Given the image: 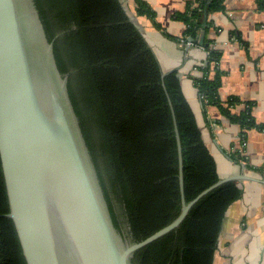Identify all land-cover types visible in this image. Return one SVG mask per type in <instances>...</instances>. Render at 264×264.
I'll return each mask as SVG.
<instances>
[{
    "label": "trees",
    "instance_id": "trees-1",
    "mask_svg": "<svg viewBox=\"0 0 264 264\" xmlns=\"http://www.w3.org/2000/svg\"><path fill=\"white\" fill-rule=\"evenodd\" d=\"M133 2L137 16L154 20L148 5ZM223 2L187 1L172 19L185 27L183 42L196 40L205 31L207 58L196 67L202 76L191 80L202 101L240 128L241 145L250 130L264 131V123L253 118L254 103L219 96L221 53L209 38L216 29L208 18L224 10ZM34 3L46 36L53 41L57 67L68 76L69 98L112 221L128 244L141 242L174 221L181 209L175 126L158 60L121 0ZM163 82L175 115L188 203L219 180L218 171L178 73H167ZM241 196L235 181L212 190L177 229L138 250L133 264H212L225 214ZM8 212L0 166V264H25L13 223L2 217Z\"/></svg>",
    "mask_w": 264,
    "mask_h": 264
},
{
    "label": "water",
    "instance_id": "water-1",
    "mask_svg": "<svg viewBox=\"0 0 264 264\" xmlns=\"http://www.w3.org/2000/svg\"><path fill=\"white\" fill-rule=\"evenodd\" d=\"M204 37L201 30L196 40L188 38L184 57L204 60L206 52L189 47H204ZM166 74L161 85L175 126L181 209L167 226L128 244L112 221L69 98L68 76L57 67L53 41L34 0H0V166L9 208L2 217L13 223L25 264H133L138 250L177 229L190 209L220 185L264 184L244 174L219 178L186 202Z\"/></svg>",
    "mask_w": 264,
    "mask_h": 264
},
{
    "label": "crops",
    "instance_id": "crops-1",
    "mask_svg": "<svg viewBox=\"0 0 264 264\" xmlns=\"http://www.w3.org/2000/svg\"><path fill=\"white\" fill-rule=\"evenodd\" d=\"M142 1L154 12V20L137 16L133 0H121L131 17L136 18V26L157 58L162 73H178L183 94L214 158L219 178L244 174L264 181V131L250 130L243 148L239 144L240 128L217 108L202 101L192 83V77L202 76L196 67L205 63L207 53L202 61L184 57L186 42L180 38L185 27L172 19L174 13L182 12L186 2L192 0ZM261 3L262 0H224V10L208 18L216 29L209 33V38L213 48L221 53L219 96L222 100L237 97L242 102L254 103L252 116L257 123H264V8ZM189 47L206 52L196 44ZM239 185L242 196L225 214L212 264H264V184L242 181Z\"/></svg>",
    "mask_w": 264,
    "mask_h": 264
},
{
    "label": "built area",
    "instance_id": "built-area-1",
    "mask_svg": "<svg viewBox=\"0 0 264 264\" xmlns=\"http://www.w3.org/2000/svg\"><path fill=\"white\" fill-rule=\"evenodd\" d=\"M242 147H243V148L245 147V143H242Z\"/></svg>",
    "mask_w": 264,
    "mask_h": 264
}]
</instances>
